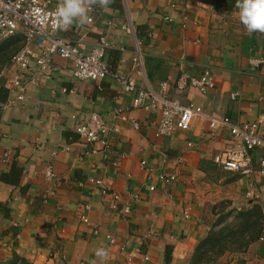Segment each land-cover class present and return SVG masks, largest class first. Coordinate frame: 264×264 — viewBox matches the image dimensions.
I'll return each instance as SVG.
<instances>
[{
  "label": "crops",
  "instance_id": "crops-1",
  "mask_svg": "<svg viewBox=\"0 0 264 264\" xmlns=\"http://www.w3.org/2000/svg\"><path fill=\"white\" fill-rule=\"evenodd\" d=\"M58 3L52 0L54 7ZM236 12L218 13L210 0H109L103 8L92 7L90 22L77 21L57 34L79 41L86 52L104 37L112 74L133 77L140 90L159 91L166 83V98L242 124L264 117V33L249 35ZM136 42L142 66L134 61ZM0 58L5 73L0 79V155H8L7 160L0 157V261L16 254L32 264H144L147 255L146 264H166L170 246L168 264H186L210 230L234 226L239 212L256 206L263 217L258 238L215 264H264V179L215 165L214 156L230 138L226 129L210 130L208 119L194 117L187 132L156 138L158 113L132 108L135 92L124 91L112 76L76 80L70 62L57 56L48 81L26 85L25 100L6 106L4 85L16 69L8 56ZM205 69L214 89L177 91L182 73L197 77ZM90 113L99 114L107 126L106 148L84 143L74 132ZM258 132L264 136V120ZM250 156L256 170L264 153ZM48 166L49 180L44 176ZM160 175L176 179L165 183ZM89 177L103 181L105 196L87 183ZM114 194L121 197L116 209ZM125 203L131 208L128 216L121 213ZM96 248L107 251L103 260L95 256Z\"/></svg>",
  "mask_w": 264,
  "mask_h": 264
},
{
  "label": "built area",
  "instance_id": "built-area-1",
  "mask_svg": "<svg viewBox=\"0 0 264 264\" xmlns=\"http://www.w3.org/2000/svg\"><path fill=\"white\" fill-rule=\"evenodd\" d=\"M55 8L52 0H0V42L17 34H21L23 39L22 46L10 59V65L16 69V72L4 85V89L9 94L6 106H12L25 100L26 85L48 81L56 71L53 58L57 56L70 62L71 76L76 80L95 82L112 76L124 91L135 92L131 102L132 108L158 113L154 134L156 138L171 137L176 130L187 132L194 117L208 119L210 130L226 129L230 138L224 151L214 156L215 165L224 172L242 176H249L256 172L264 179V156L259 159L256 170L250 156L251 152L264 153V136L258 132L264 117L254 122L234 124L228 117L207 116L199 106L192 103L183 104L177 99L166 98V83L161 84L159 91L137 89L133 77L112 74L109 70L105 56L110 45L104 37L100 38L89 52L82 49L79 41L70 42L60 38L57 34L59 29L53 26L54 18L51 16ZM88 21L90 22L91 19ZM185 23L186 18L184 17L182 27H185ZM124 30L133 34L131 26L124 27ZM134 61L142 66L138 42L135 43ZM4 76L5 73L1 71L0 79ZM175 87L177 91L191 87L205 94L214 89L215 83L211 72L205 69L197 77L182 73L176 80ZM230 98H236V94H231ZM119 117L122 121L125 120L122 114H119ZM137 127L138 125L133 123V128L137 129ZM106 131L107 126L103 118L96 113L88 114L74 127V132L82 142L98 143L104 148H106V141L103 136ZM92 153H95V150ZM1 158L7 160L8 155L4 153ZM44 176L48 180L53 177L49 166L45 169ZM159 179L170 183L175 181L176 176L160 175ZM87 183L98 189L101 195H106V188L101 179L89 177ZM153 189L154 187H150V190ZM132 198L136 199L137 196H132ZM119 202H121V197L117 194L112 195V208L116 209ZM130 211L129 204L125 203L121 209L122 215L128 216ZM184 218H189L188 210L184 212ZM81 221L84 224L89 223L85 216L81 217ZM150 234H154V231H150ZM105 238L110 244H115V239L111 235ZM171 239L174 238L171 237ZM123 250L124 247H120V251ZM130 260L131 257L128 258V261ZM143 261L146 264L149 257L144 255Z\"/></svg>",
  "mask_w": 264,
  "mask_h": 264
},
{
  "label": "trees",
  "instance_id": "trees-1",
  "mask_svg": "<svg viewBox=\"0 0 264 264\" xmlns=\"http://www.w3.org/2000/svg\"><path fill=\"white\" fill-rule=\"evenodd\" d=\"M218 13H230L236 11L235 0H214ZM22 37V36H21ZM22 45L15 46L11 52L2 54L3 58L9 59L20 49ZM238 223L234 226L225 225L216 230H210L198 243L191 258L186 264H215L217 259L227 252L243 251L255 241L262 229V215L258 207L239 212L236 217ZM219 222V221H218ZM170 246L166 247L164 260L168 264L171 261ZM0 264H32L26 259L14 254Z\"/></svg>",
  "mask_w": 264,
  "mask_h": 264
},
{
  "label": "clouds",
  "instance_id": "clouds-1",
  "mask_svg": "<svg viewBox=\"0 0 264 264\" xmlns=\"http://www.w3.org/2000/svg\"><path fill=\"white\" fill-rule=\"evenodd\" d=\"M109 0H59L51 13L53 26L59 30H67L77 21L83 25L88 19V13L94 5L103 8ZM236 15L245 31L251 35L264 33V0H235ZM78 25V26H79ZM94 254L103 260L107 256L104 248H96Z\"/></svg>",
  "mask_w": 264,
  "mask_h": 264
},
{
  "label": "rangeland",
  "instance_id": "rangeland-1",
  "mask_svg": "<svg viewBox=\"0 0 264 264\" xmlns=\"http://www.w3.org/2000/svg\"><path fill=\"white\" fill-rule=\"evenodd\" d=\"M210 1H211L212 6L214 7V9H216L214 0H210ZM20 35L21 34H18L16 37H14L12 39H7L0 44V45H2L0 48V56H1V54L5 53V52H9V51L11 52V50L13 48H15V46L20 45V43H21V36Z\"/></svg>",
  "mask_w": 264,
  "mask_h": 264
}]
</instances>
